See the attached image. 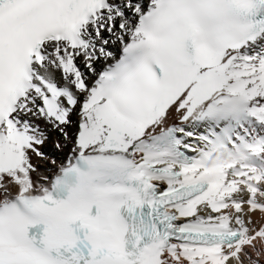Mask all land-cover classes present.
<instances>
[{"label": "snow or ice", "instance_id": "obj_1", "mask_svg": "<svg viewBox=\"0 0 264 264\" xmlns=\"http://www.w3.org/2000/svg\"><path fill=\"white\" fill-rule=\"evenodd\" d=\"M0 264H264V0H0Z\"/></svg>", "mask_w": 264, "mask_h": 264}]
</instances>
